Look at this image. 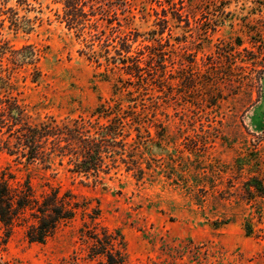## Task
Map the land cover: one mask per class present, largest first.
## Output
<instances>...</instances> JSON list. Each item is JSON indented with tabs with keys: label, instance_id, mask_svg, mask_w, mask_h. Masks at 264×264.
Masks as SVG:
<instances>
[{
	"label": "rangeland",
	"instance_id": "rangeland-1",
	"mask_svg": "<svg viewBox=\"0 0 264 264\" xmlns=\"http://www.w3.org/2000/svg\"><path fill=\"white\" fill-rule=\"evenodd\" d=\"M40 8L28 13L39 17L31 29L7 27L4 36L14 48L39 49L41 77L32 81L31 65L3 70L12 84L0 95L12 91L34 118L87 115L104 102L134 105L142 113L129 137L134 168L121 163L100 183L84 184L66 163L27 166L0 151V172L12 175L14 186L30 178L41 193L49 183L80 205L45 242L27 239V211L0 244V264H110L104 255L87 257L85 223L120 231L127 264H264V193L254 187L264 189V73L248 84H204L223 44L241 39L239 53L254 43L262 48L264 0H128L120 13L125 27L147 33L167 14L172 50L164 79L134 84L80 53L56 4ZM9 56H0L5 67Z\"/></svg>",
	"mask_w": 264,
	"mask_h": 264
},
{
	"label": "trees",
	"instance_id": "trees-1",
	"mask_svg": "<svg viewBox=\"0 0 264 264\" xmlns=\"http://www.w3.org/2000/svg\"><path fill=\"white\" fill-rule=\"evenodd\" d=\"M43 1L57 5V17L74 31L82 45L80 53L106 70L119 73L120 80H124L121 77L124 74L129 84H134V79L148 83L154 77L156 80L166 77L167 55L172 51L165 35L170 30L167 14L159 18L158 27L142 33L121 22L120 13L128 10V0H0V56L9 53L12 64L5 67L0 63V92L12 84L9 76L7 79L3 76V70L13 72L31 65L32 81L41 77L39 49L33 44L14 48L4 32L7 27L31 29L39 17L28 13L41 12ZM173 17L182 20L179 13ZM241 45V39H237L219 48L214 67L208 69L212 77L204 82L206 87L219 82L248 84L261 78L264 64L259 69L255 67L263 61L264 44L258 49L254 43L253 49L245 47L239 53L236 49ZM191 77L187 82L194 86L195 79ZM219 94L217 91L216 95ZM141 114L135 113L134 105L124 108L119 101L116 105L101 103L87 115L34 118L27 106L8 91L0 95V151L27 166L39 164L51 169L55 161L60 165L66 163L69 172L82 176L81 183L97 184L104 174L117 170L121 163L129 170L134 168V145L129 147V137L134 119H139ZM137 168L142 176L139 164ZM11 178L6 171L0 172V220L5 228L0 244L7 242L15 223L27 211L33 221L26 226L25 235L31 242H45L61 223L74 218L80 205L73 201L69 191L61 193L59 188L46 183L47 189L37 193L30 178L20 186H14ZM254 187L264 193L262 185L254 184ZM80 239L88 248V258L104 255L110 264H127L126 243L120 231L107 227L99 230L97 225L90 227L85 223L80 228Z\"/></svg>",
	"mask_w": 264,
	"mask_h": 264
}]
</instances>
